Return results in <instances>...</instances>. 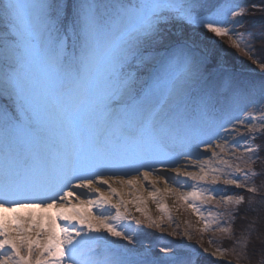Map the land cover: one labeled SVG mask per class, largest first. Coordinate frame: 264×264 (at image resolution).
Listing matches in <instances>:
<instances>
[{
  "label": "snow or ice",
  "instance_id": "obj_1",
  "mask_svg": "<svg viewBox=\"0 0 264 264\" xmlns=\"http://www.w3.org/2000/svg\"><path fill=\"white\" fill-rule=\"evenodd\" d=\"M248 12L245 0H0V264H264V215H249L264 210V38ZM169 198L201 240L214 234L207 247L147 239L144 227L175 223ZM179 228L168 235L192 240Z\"/></svg>",
  "mask_w": 264,
  "mask_h": 264
},
{
  "label": "rangeland",
  "instance_id": "obj_2",
  "mask_svg": "<svg viewBox=\"0 0 264 264\" xmlns=\"http://www.w3.org/2000/svg\"><path fill=\"white\" fill-rule=\"evenodd\" d=\"M211 2L215 3L217 2V0H211ZM221 2H227V0H221ZM207 43V41H206ZM227 44L224 45V48L226 47ZM222 56L224 54H221ZM238 61V60H237ZM244 64H248V69H244V71L242 72L243 74H247V73H259V70L256 69L254 72L251 71V69H255L254 65H251L250 61L247 62H243ZM201 148H203V145H201ZM208 155H210V153H208ZM169 176H173L174 173H166ZM183 179V178H181ZM191 183V182H189ZM118 187V186H116ZM160 187H163V185L161 184ZM217 187H224L222 184L217 185ZM185 190H189V189H185ZM125 192H129L131 191L132 195H140L143 197H147L148 196V191L147 190H140L139 192H137L136 190H132V189H125ZM197 203H199V201H197ZM169 206V204H167ZM207 207H211L210 205ZM170 208V207H169ZM172 209V216L173 219L175 221V223H173L172 228L176 227V223L180 224V228L177 229L178 231H182L183 229H185L186 227L188 228L189 232L192 234V240H187L183 237L180 236H169L168 232H170L172 230V228H168L167 224H165V228L166 231L164 232H160L159 230L156 229H149L144 227L143 231L146 233H149L150 235L147 237L148 240H153L155 241L157 238L159 239L160 243H166L168 241H173V242H183L185 244H192V245H197V246H201V247H207L208 246V238L210 236H213V238H215L214 234L212 232H208V233H204L203 234V239L201 240V234L199 233L198 229L201 227V224L198 223L197 217L192 214V212L190 210H188L186 207L181 206L179 207V210H177L176 208H171ZM95 211V209H94ZM147 212L149 215H151L153 218H156L157 216L162 215L161 212L157 211L156 205L152 204L151 202H149L148 204V208H147ZM136 215H139V213H135ZM184 221H187L188 224L185 225ZM143 227V226H142ZM224 261L228 262V259L224 258Z\"/></svg>",
  "mask_w": 264,
  "mask_h": 264
},
{
  "label": "trees",
  "instance_id": "obj_3",
  "mask_svg": "<svg viewBox=\"0 0 264 264\" xmlns=\"http://www.w3.org/2000/svg\"><path fill=\"white\" fill-rule=\"evenodd\" d=\"M245 4L249 7V12L246 14L244 17V24L245 27L253 33V36L257 39V47H259V42L262 38H264V12L262 11H256L252 9L251 5L256 4V5H261L264 4V0H245ZM227 47V46H226ZM227 52H220L221 54H224L223 56L226 57L229 63L235 64L237 67L240 66L241 61L246 62V58L241 56L239 53L236 52L234 49H230L227 47ZM238 60V61H237ZM247 62H249L247 60ZM245 65H248L245 63ZM248 69V68H246ZM245 69V70H246ZM244 78L248 79H259V75L256 73H247L242 75ZM256 144L264 147V137H260L257 139ZM261 156L264 157V152L261 153ZM262 169H264V164L258 163L257 164V172H261ZM256 183L259 184L261 180H264V173L261 175H258L256 178ZM239 189H235L233 187H230L228 189L229 194H232L233 192H239ZM264 215V210L261 208H257V213H249V215ZM240 221L237 223V227H239ZM258 235L264 237V227L258 226ZM224 246H228V241L224 242ZM261 247L260 240L256 239L254 241V251L258 253L259 249ZM228 259V258H226ZM224 264H228V262H224ZM234 264V262H233Z\"/></svg>",
  "mask_w": 264,
  "mask_h": 264
},
{
  "label": "bare ground",
  "instance_id": "obj_4",
  "mask_svg": "<svg viewBox=\"0 0 264 264\" xmlns=\"http://www.w3.org/2000/svg\"><path fill=\"white\" fill-rule=\"evenodd\" d=\"M166 174V173H165ZM166 175H168V174H166ZM165 203L166 204H169V207L170 208H173V199L172 198H169V199H167L166 201H165ZM38 211V210H37Z\"/></svg>",
  "mask_w": 264,
  "mask_h": 264
}]
</instances>
